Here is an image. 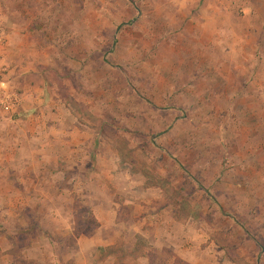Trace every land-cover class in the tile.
<instances>
[{
    "label": "rangeland",
    "instance_id": "rangeland-1",
    "mask_svg": "<svg viewBox=\"0 0 264 264\" xmlns=\"http://www.w3.org/2000/svg\"><path fill=\"white\" fill-rule=\"evenodd\" d=\"M197 3L0 0V31L16 25V32H38L54 65L43 75L63 97L72 95L85 126L102 128L109 150L102 160L118 165L109 170L120 181H110L113 194L130 174L133 193L149 190L136 195L137 204H171L177 222L204 226L225 264H264V99L255 95L259 82L245 86L239 77L229 85L218 78L190 84L198 69L185 58L192 46L182 31ZM8 71L1 63L0 87ZM0 113L16 121L1 104ZM75 183L65 185V195L51 189V195L25 196L18 203L25 210L13 213L6 207L10 198L0 196V264H84V258L75 261L76 241L98 227L92 207L102 201ZM68 186L79 189L71 195ZM120 195L112 200L118 201L114 209L120 205L118 221L147 217L124 204L134 195ZM70 209L76 212L72 236L62 227ZM171 253H159L156 261Z\"/></svg>",
    "mask_w": 264,
    "mask_h": 264
},
{
    "label": "crops",
    "instance_id": "crops-1",
    "mask_svg": "<svg viewBox=\"0 0 264 264\" xmlns=\"http://www.w3.org/2000/svg\"><path fill=\"white\" fill-rule=\"evenodd\" d=\"M197 2L195 15L190 12L191 8L187 10L182 31L187 37V46H192L191 50L187 48L189 55L185 58L198 69L197 79L193 78L195 81L191 80L190 84L197 80L209 84L208 78H218L229 85L236 83L239 77V83L245 86L259 82L260 90L255 95L264 99V0ZM13 29L6 33L3 43L0 41L4 44L0 45L1 63L9 69L1 87L8 94H17L21 100L19 111L15 116L11 114L15 122L0 113V196L10 198L6 204L8 210L11 213L23 211L22 205L18 208L22 198L51 195V189L65 195L68 189L65 185L78 182L75 185L83 187L85 196L99 197L102 202L92 207L98 227L77 238L75 261L84 258V264L227 263L222 254L211 250L214 242H210L204 226L177 222L171 204H165L162 209H156L155 202H146V207L137 204L140 199L136 195L149 194V190L133 193L136 180L132 175H125L122 188L114 187L115 194L110 191V181H120L118 175L111 176L109 170L116 172L118 165L115 159L109 164L102 160L105 151H109L108 142L100 135L102 128L94 132L85 126L87 121L78 114L72 95L63 97L43 75L42 69L54 65L52 59L46 60L44 46L37 39L38 32H16V25ZM194 50L196 57L190 54ZM184 62L181 60V66ZM255 70H260V78L254 75ZM99 166L104 170L97 172ZM103 182L104 185H100ZM68 187L71 195L78 188ZM119 190L118 200L134 195L124 204L134 205L132 212L146 213L147 217L142 221H118L120 205L114 209L118 201L112 200L119 196ZM156 197L161 199L162 194ZM75 214L69 210L68 223L62 224L67 230L65 234L75 235ZM60 227L55 228L57 234ZM165 251L172 252V256L158 263L159 253Z\"/></svg>",
    "mask_w": 264,
    "mask_h": 264
},
{
    "label": "built area",
    "instance_id": "built-area-1",
    "mask_svg": "<svg viewBox=\"0 0 264 264\" xmlns=\"http://www.w3.org/2000/svg\"><path fill=\"white\" fill-rule=\"evenodd\" d=\"M247 2L248 0H242ZM6 40V33L4 31H0V41L3 43ZM0 104L3 108L12 113L13 115L16 114L19 110L21 100L17 94H8V92L4 91L0 87Z\"/></svg>",
    "mask_w": 264,
    "mask_h": 264
}]
</instances>
